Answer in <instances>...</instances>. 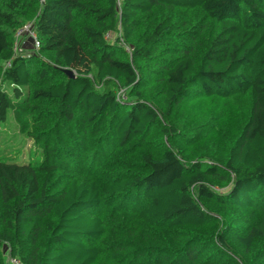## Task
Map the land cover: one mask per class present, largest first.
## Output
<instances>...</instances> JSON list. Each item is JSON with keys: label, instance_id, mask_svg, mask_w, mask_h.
<instances>
[{"label": "trees", "instance_id": "1", "mask_svg": "<svg viewBox=\"0 0 264 264\" xmlns=\"http://www.w3.org/2000/svg\"><path fill=\"white\" fill-rule=\"evenodd\" d=\"M25 24L39 47L14 55ZM118 26L129 57L106 39ZM201 97L249 102L218 163L185 160L180 123L167 122ZM8 113L42 156L0 160V244L11 258L96 264L107 220L130 210L146 244L122 260L127 240L114 241L112 264H264V0H0V123ZM250 211L258 221L241 234L230 222Z\"/></svg>", "mask_w": 264, "mask_h": 264}, {"label": "rangeland", "instance_id": "2", "mask_svg": "<svg viewBox=\"0 0 264 264\" xmlns=\"http://www.w3.org/2000/svg\"><path fill=\"white\" fill-rule=\"evenodd\" d=\"M120 1L121 0H117L118 5ZM29 38L30 37L27 38L26 36L21 37L18 44L21 48L23 47L24 50L33 51ZM117 40H120L118 44L124 50V52H122L129 57L133 49L123 37L119 26L117 31L110 34L107 39L108 43H114L117 42ZM149 81H151V86L148 88L150 91L146 94V97L151 100L153 105H158L160 103V88L154 85L152 80ZM95 87L99 89L97 86ZM115 92L117 101L120 103H127L128 96L126 89L117 88ZM248 108L249 102L247 97H233L224 101L205 100L202 97L198 99L190 98L175 110L176 112L173 113L171 119L167 122L171 125L180 123V126H177L176 129L178 130V134L182 135V147L185 146L184 148L188 149L185 154V160H193V163L197 162V160H200V162H208L209 164L212 161L218 163L223 160L230 140L245 122ZM160 120L165 123L164 125L167 124L166 120L162 117H160ZM155 135L157 137L156 140L163 145L167 147L171 145L175 146L172 140H169L165 136H161L157 131ZM41 159L42 156L40 151H36L32 143L17 132L16 124L11 114L8 113L6 122L0 123V160L17 164L30 163L38 165ZM214 190L219 191L220 188H215ZM222 190L226 191L225 188L221 189V191ZM109 210L110 207L103 208L101 214L105 215ZM218 211L226 213L227 209L222 210L219 208ZM130 212V210H124V214L116 213L107 220L106 223L108 227L104 238L101 241L93 243L94 246L100 249V257L96 264H112L111 259L115 253L114 249L117 247L112 243L118 239L127 240L125 242V247L129 249L124 251L125 249L122 248L124 246H122V252L115 254L118 259L122 260H124L127 255H129L128 259H131L133 253H135V250H133L134 246L139 247L146 244L143 237H141L144 229H141L136 222L135 216ZM255 212L256 211H250L244 214L236 213L230 222L231 226L243 234L249 224L253 225L257 223L258 217ZM213 216L216 217V215ZM217 219L219 218L217 217ZM211 225L215 226V228L221 227L220 221L215 224L212 223ZM129 232L133 235L128 236ZM151 233L152 232H144V235L151 237V242L159 244L162 236ZM146 242L148 244L149 241ZM10 254V247L7 244H0V264H12L11 259L15 258H11ZM236 260L240 264V261L238 259ZM19 264H22V262H19Z\"/></svg>", "mask_w": 264, "mask_h": 264}, {"label": "built area", "instance_id": "3", "mask_svg": "<svg viewBox=\"0 0 264 264\" xmlns=\"http://www.w3.org/2000/svg\"><path fill=\"white\" fill-rule=\"evenodd\" d=\"M110 34L106 35V39H108ZM30 37L29 39L31 40V44H32V50H24L23 47L21 48L20 45L18 44V41L21 37ZM14 39L15 42L13 43V54L14 55H20V54H27L29 52H35L39 45L36 39V36L34 34V30L31 24H26L23 25L20 29L17 30V32L14 35ZM6 66H9L8 63L6 64ZM11 263L12 264H19L18 260L15 259H11Z\"/></svg>", "mask_w": 264, "mask_h": 264}, {"label": "water", "instance_id": "4", "mask_svg": "<svg viewBox=\"0 0 264 264\" xmlns=\"http://www.w3.org/2000/svg\"><path fill=\"white\" fill-rule=\"evenodd\" d=\"M63 73L68 77V78H73V73L69 70H64Z\"/></svg>", "mask_w": 264, "mask_h": 264}]
</instances>
